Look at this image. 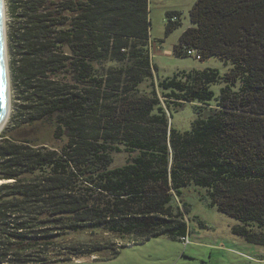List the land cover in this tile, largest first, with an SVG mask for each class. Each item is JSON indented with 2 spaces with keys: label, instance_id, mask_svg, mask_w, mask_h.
<instances>
[{
  "label": "trees",
  "instance_id": "obj_1",
  "mask_svg": "<svg viewBox=\"0 0 264 264\" xmlns=\"http://www.w3.org/2000/svg\"><path fill=\"white\" fill-rule=\"evenodd\" d=\"M8 9L18 102L0 133V264L125 247L59 242L70 233L179 241L190 232V185L238 221L234 235L264 246V0H197L174 55L195 48L232 68L179 72L157 88L148 0H9ZM180 17L166 14V37ZM107 61L120 66L102 72ZM146 80L151 93L140 95ZM186 103L196 118L181 132L166 108ZM122 152L127 162L112 167Z\"/></svg>",
  "mask_w": 264,
  "mask_h": 264
},
{
  "label": "rangeland",
  "instance_id": "obj_2",
  "mask_svg": "<svg viewBox=\"0 0 264 264\" xmlns=\"http://www.w3.org/2000/svg\"><path fill=\"white\" fill-rule=\"evenodd\" d=\"M196 2L197 0H148L149 51L152 65L156 68L153 79L156 88L161 80L173 77L179 72L214 68L218 69L221 74H225L232 68L230 63H225L216 57L198 61L193 57H176L174 55L173 48L179 43L181 35L186 29L193 26L190 20V11ZM8 4L9 0H4L8 65L11 78L10 115L7 124L18 102L11 77L9 28L12 18ZM174 11L181 14V25L166 37V14ZM118 66L120 64L107 61L100 64V69L105 72V69ZM222 85L219 83L212 86L216 97L219 95ZM151 90L150 80L144 81L139 86L140 95H149ZM161 100L163 101V98ZM193 108L194 103H186L178 108L172 107L171 110L166 108L170 126L181 132L191 130L192 123L196 118ZM56 144L59 145L60 142ZM113 156L112 167L124 165L129 158V154L126 152L114 153ZM183 198L191 206V212L187 215L190 231L189 244L185 245L182 240L173 241L166 236L139 242L134 236L119 237L116 234L100 230L70 233L63 236L59 242L67 244L109 242L114 243L118 248L125 247L121 248L116 256H113L111 249H103L96 251L93 256L88 255L56 264H264V246L248 243L244 238L234 235L232 227L238 221L217 211L216 208L209 207L204 189L190 185L184 189ZM176 205L182 208L178 199ZM195 216L198 218L194 219ZM199 220L204 222L205 227L200 225Z\"/></svg>",
  "mask_w": 264,
  "mask_h": 264
},
{
  "label": "water",
  "instance_id": "obj_3",
  "mask_svg": "<svg viewBox=\"0 0 264 264\" xmlns=\"http://www.w3.org/2000/svg\"><path fill=\"white\" fill-rule=\"evenodd\" d=\"M4 0H0V131L10 115V71L7 52V31L4 21Z\"/></svg>",
  "mask_w": 264,
  "mask_h": 264
},
{
  "label": "built area",
  "instance_id": "obj_4",
  "mask_svg": "<svg viewBox=\"0 0 264 264\" xmlns=\"http://www.w3.org/2000/svg\"><path fill=\"white\" fill-rule=\"evenodd\" d=\"M174 20H175V18H174ZM185 53L187 56L193 57L194 59H196L198 61L203 60L201 53L195 48H188L185 50ZM186 220L188 221V219H186ZM181 240L185 245L189 244L190 243L189 234H187L185 237H182Z\"/></svg>",
  "mask_w": 264,
  "mask_h": 264
},
{
  "label": "bare ground",
  "instance_id": "obj_5",
  "mask_svg": "<svg viewBox=\"0 0 264 264\" xmlns=\"http://www.w3.org/2000/svg\"><path fill=\"white\" fill-rule=\"evenodd\" d=\"M4 21H5V10H4ZM2 183V181H0V184Z\"/></svg>",
  "mask_w": 264,
  "mask_h": 264
},
{
  "label": "crops",
  "instance_id": "obj_6",
  "mask_svg": "<svg viewBox=\"0 0 264 264\" xmlns=\"http://www.w3.org/2000/svg\"><path fill=\"white\" fill-rule=\"evenodd\" d=\"M189 223V222H188Z\"/></svg>",
  "mask_w": 264,
  "mask_h": 264
}]
</instances>
